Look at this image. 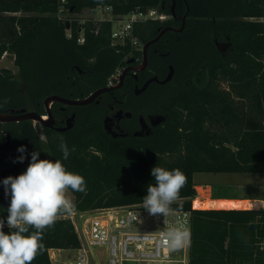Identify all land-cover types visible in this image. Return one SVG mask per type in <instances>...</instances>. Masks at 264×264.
Returning a JSON list of instances; mask_svg holds the SVG:
<instances>
[{"label": "trees", "instance_id": "obj_1", "mask_svg": "<svg viewBox=\"0 0 264 264\" xmlns=\"http://www.w3.org/2000/svg\"><path fill=\"white\" fill-rule=\"evenodd\" d=\"M166 2L172 5V0H67L73 17L65 19L58 16L61 0H0V60L14 57L19 70L14 74L0 67V112L20 108L44 115L47 97H85L107 87L117 70L142 55L130 43H113L112 20L81 23L84 10L110 8L112 19L148 10L168 16ZM187 3L193 20L186 33L195 39L184 54L190 84L168 96L164 123L149 136L115 140L103 129L104 111L90 106L71 131L44 129L45 139L31 121L8 124L0 128L11 137L6 157L18 166L10 176L26 171L33 152L39 159L62 160L63 139L71 154L62 162L87 185L86 193H69L75 210L87 212L144 204L148 185L155 184L152 168H179L187 183L171 210L192 213L189 264H264V209H196L192 203L195 174H264V0ZM177 4V14H183V0ZM162 23H140L135 35L140 37L147 24ZM216 36L232 44L224 58L213 45ZM21 146L24 153L18 151ZM10 200L8 195L0 202L5 224ZM65 215L45 229V250L32 264H51L50 249L80 246Z\"/></svg>", "mask_w": 264, "mask_h": 264}, {"label": "built area", "instance_id": "obj_2", "mask_svg": "<svg viewBox=\"0 0 264 264\" xmlns=\"http://www.w3.org/2000/svg\"><path fill=\"white\" fill-rule=\"evenodd\" d=\"M61 3L60 18L69 14L67 0H61ZM96 11L110 13L111 10L99 7ZM165 18L157 10H148L135 11L117 19H112L111 15L107 20L113 21L111 37L114 44L130 43L137 48L136 25ZM120 72L117 70L110 80L116 79ZM72 216H76L69 219L80 246L71 250L50 249L51 264H97L93 248L103 250L102 264H105L104 256H107L108 264H189L192 229V213L189 211L170 210L166 215L151 214L144 204H136L73 212ZM4 227H8L7 224ZM173 229L182 234L176 244L167 238V233ZM61 254L65 255V259L59 258Z\"/></svg>", "mask_w": 264, "mask_h": 264}, {"label": "flooded vegetation", "instance_id": "obj_3", "mask_svg": "<svg viewBox=\"0 0 264 264\" xmlns=\"http://www.w3.org/2000/svg\"><path fill=\"white\" fill-rule=\"evenodd\" d=\"M183 2L186 7V10L183 14H177L176 12L178 6L177 0H172V5L166 2L164 3L165 9L171 11V14H168V16H166V18L162 20V24H148L147 27L145 26L146 28H143L140 37H138L137 44V48L140 52H142V55H140L139 57H134L130 61H128L126 66L121 69V72L116 79L110 80L114 75L113 74L108 80L107 87H115L121 85L119 88L102 94L93 103L86 106H67L58 102L52 103L50 105V109L52 118L54 120V125L52 128H47L37 123L41 126V132H38L40 137L45 139L44 129H52L60 134L71 131L76 126L79 119L82 118L83 120L85 118V114L88 109L87 107L90 106L102 109L104 111V117L102 120L103 129L105 133L112 139L119 140L134 137V134L140 132L142 130V127L144 126L146 129L144 132L145 136L151 135L156 128L152 125V121H154L153 118L162 115L167 119L170 104L161 109L151 107L148 111H145L144 107L141 104L143 103V101L141 100L148 94L149 90L152 87L167 88L176 81L177 69L176 63L174 61L173 48L177 45H179V47L188 48L190 47V44L195 41V39L187 37L188 34L186 33L189 21L193 20L191 19V17H189V15L186 19L184 30L181 32L177 31L183 24V18L189 6L187 0H183ZM213 22L215 23L216 19H213ZM229 43L231 42L228 37H223V39H221L216 36L213 40L215 50L223 58L232 51V44L231 47L225 48V44ZM219 48L225 49L226 51L221 54L218 51ZM171 67L174 70L172 80L167 84H160L159 82L164 81L170 74ZM123 74L124 77L121 83ZM154 78H157L159 82H152L145 92L138 94L139 91L145 86V84L149 80H152ZM180 84H186L187 86H189L190 80L188 76H185L180 81ZM91 94L92 93L79 99L87 98ZM67 99L73 100L76 98ZM45 100L43 102V109L45 111V114H47ZM145 103H148V101H146ZM12 110L18 111L23 109L9 108L2 110L0 113L11 114ZM32 111L38 113V111L36 110ZM72 117H74V120L72 122L73 127L70 130H67L65 132H58L56 130L58 128L67 127L68 120ZM106 119H108V131L105 128ZM8 124L12 123L0 122V128L3 129V127L7 126ZM1 135L4 136V138L1 137ZM8 138H10L11 140L10 135L6 131H0V202H5L8 198V195L5 194L3 180L9 177L14 171H17L18 169L15 161L6 157L7 149L10 146L11 142L8 147L2 148L8 142Z\"/></svg>", "mask_w": 264, "mask_h": 264}, {"label": "clouds", "instance_id": "obj_4", "mask_svg": "<svg viewBox=\"0 0 264 264\" xmlns=\"http://www.w3.org/2000/svg\"><path fill=\"white\" fill-rule=\"evenodd\" d=\"M18 151L24 153L25 148L21 146ZM60 151L62 160H68L71 153L63 139ZM23 159L19 157L20 162ZM62 160L39 159V152H33L25 172L3 180L5 194L11 197L7 209L10 232L3 231L5 221L0 219V264H32L45 250L42 242L45 229L54 227L61 215L74 212L75 204L68 195L69 190L86 193L85 178L68 171ZM151 175L155 184L147 187L144 208L151 214L166 215L179 199L187 177L179 168L167 170L160 166L152 168ZM181 235L173 229L167 233V238L176 244Z\"/></svg>", "mask_w": 264, "mask_h": 264}, {"label": "rangeland", "instance_id": "obj_5", "mask_svg": "<svg viewBox=\"0 0 264 264\" xmlns=\"http://www.w3.org/2000/svg\"><path fill=\"white\" fill-rule=\"evenodd\" d=\"M111 18V13L109 12H91L89 10H84L81 15L78 16L81 23H85L89 20H107ZM65 19H71L73 16L71 14L63 15ZM148 24L146 25V27ZM145 27V28H146ZM83 38V37H82ZM81 38V39H82ZM186 48L179 47V45L174 46L173 54H174V61L176 63L177 69V77L176 81L173 82L167 88H158L152 87L148 94L141 100L143 101L142 106L144 107L145 111H148L151 107L157 108L162 105V107H166L169 103V95H175L178 91L187 87L186 84H180V81L187 76V72L189 69L186 60L184 59ZM0 67L10 69L14 74H18L19 70L14 64V57L11 56H4L0 60ZM191 67V66H190ZM148 101V103H145ZM84 115V114H83ZM33 127L40 131L41 126L33 122ZM41 132V131H40ZM51 160L50 158H48ZM194 182L199 185L203 186L204 188L211 187L212 188V197L217 198H233L238 200H249L253 201H261L264 200V174H207V173H200L196 174L194 177ZM70 198L73 200V197L70 193H68ZM203 199V198H201ZM200 199V200H201ZM261 205V204H259ZM258 204H254L253 207L259 209ZM251 207V209L253 208ZM225 209H232V208H225ZM241 209V208H240ZM248 209V208H243ZM74 212H77L74 210ZM71 215L64 216L63 218H71L74 217ZM76 218V216L74 217ZM77 221V219H76ZM93 255L95 256V262L97 264H102L101 258L103 254V250L99 248H93ZM60 259H65V255H59ZM103 259L105 260V264H108L107 256H104ZM67 260V259H66ZM65 260V261H66Z\"/></svg>", "mask_w": 264, "mask_h": 264}, {"label": "water", "instance_id": "obj_6", "mask_svg": "<svg viewBox=\"0 0 264 264\" xmlns=\"http://www.w3.org/2000/svg\"><path fill=\"white\" fill-rule=\"evenodd\" d=\"M189 12H190V7L188 6L187 12H186V14H185V16L183 18V24H182L181 28L178 29L177 31L181 32V31L184 30L185 24H186V19H187L188 15H189ZM172 13H173V10H172ZM228 47H231V43L225 44V48H228ZM218 51L221 54H223L226 50L219 48ZM173 75H174V70L171 67V72H170V74L168 75V77L164 81L159 82V80L157 78L149 80L145 84V86L139 91L138 94L145 92L148 89L149 85L152 82H154V81H157L160 84H167L168 82H170L172 80ZM123 77H124V74L122 75L121 83H122ZM120 86L121 85H118V86H115V87H106V88L99 89V90L95 91L94 93H92L89 97L84 98V99H73L72 100V99H67V98H63V97H60V96H50V97H48L45 100V106H46L47 114L41 115V114H39V113H37L35 111H27L25 109L18 110V111L12 110L11 114H9V113H0V122L1 123H8V122L9 123H13V122L31 121V122H34L36 124L39 123V124H41L44 127L52 128L53 125H54V120L52 118L51 109H50V105L52 103L58 102V103H61V104L67 105V106H86L88 104L93 103L102 94L110 92V91H112V90H114L116 88H119ZM14 113H16V114H14ZM45 116H47L48 119H44ZM153 119H154V121H152V125L154 127H157V126L161 125L162 123H164L166 121V117H164L162 115L156 116ZM73 120H74V117L70 118L68 120L67 127L58 128L56 130L58 132H65L67 130H70L73 127V123H72ZM107 121H108V119L105 120V128L108 131L109 126L107 124ZM145 130H146L145 126L142 127V130L140 132L135 133L134 137H144L145 136V134H144ZM148 134H149V132H148ZM10 142H11V140H10V138H8V142L2 148L8 147Z\"/></svg>", "mask_w": 264, "mask_h": 264}, {"label": "bare ground", "instance_id": "obj_7", "mask_svg": "<svg viewBox=\"0 0 264 264\" xmlns=\"http://www.w3.org/2000/svg\"><path fill=\"white\" fill-rule=\"evenodd\" d=\"M46 117H44L45 119ZM255 203L253 201H237V200H206L201 203L203 209H251Z\"/></svg>", "mask_w": 264, "mask_h": 264}, {"label": "crops", "instance_id": "obj_8", "mask_svg": "<svg viewBox=\"0 0 264 264\" xmlns=\"http://www.w3.org/2000/svg\"><path fill=\"white\" fill-rule=\"evenodd\" d=\"M198 174H200V173H198ZM196 191H197V195H196V197L194 199H192V201L194 202V207L196 209H203V208H201V203L203 201H206V200H237V201H249L247 199L246 200H238V199H233V198H217V199H215V198L212 197V188L211 187L204 188L203 186H199L197 184H196ZM201 198H203V199H201ZM255 203L258 204V205L261 204V205H259L260 206L259 209H261V207L264 205V200L255 201ZM241 209H243V208H241ZM252 209H258V208L253 207Z\"/></svg>", "mask_w": 264, "mask_h": 264}]
</instances>
